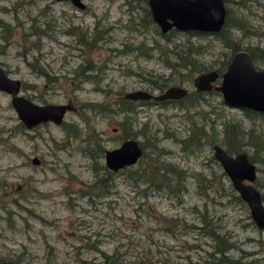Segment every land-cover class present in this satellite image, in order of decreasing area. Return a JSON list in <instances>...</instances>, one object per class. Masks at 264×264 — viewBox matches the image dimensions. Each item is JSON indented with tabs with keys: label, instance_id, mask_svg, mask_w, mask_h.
Masks as SVG:
<instances>
[{
	"label": "rangeland",
	"instance_id": "374dc122",
	"mask_svg": "<svg viewBox=\"0 0 264 264\" xmlns=\"http://www.w3.org/2000/svg\"><path fill=\"white\" fill-rule=\"evenodd\" d=\"M82 2L80 9L71 0H0V18L10 26L9 33L0 28V65L21 80L20 93L34 102L71 98L76 110L66 111L63 121L91 139L101 137L104 149L121 141L117 121H129L137 141L147 121L171 168L165 179L147 183L137 161L123 165L111 170L107 193L88 197L83 190L92 172L82 151H88L86 144L50 121L18 130L9 94L0 91V264H264V229L251 218L212 149L233 132L240 151L254 154L250 138L263 142L256 152L264 155L263 121L226 105L219 94L118 110L106 103L120 91L158 93L143 79L160 76L187 94L195 91L176 53L201 41L206 53L195 54L210 70L230 57L229 48L212 35L161 30L152 19L142 21L138 7H129L134 0ZM224 7L232 24L245 26L244 31L228 27L239 47L264 48V0H225ZM95 25L103 31L97 48L80 51L77 38ZM88 57L105 65L99 86L109 89V99L90 82L75 87L69 80ZM255 63L264 68V61ZM39 67L48 77L37 73ZM98 102L105 108L89 104ZM190 115L204 117L206 137L183 146L177 139L187 134ZM254 180L262 185L257 189L264 205V171H256Z\"/></svg>",
	"mask_w": 264,
	"mask_h": 264
},
{
	"label": "water",
	"instance_id": "95a60500",
	"mask_svg": "<svg viewBox=\"0 0 264 264\" xmlns=\"http://www.w3.org/2000/svg\"><path fill=\"white\" fill-rule=\"evenodd\" d=\"M76 6L83 3L71 0ZM150 18L161 30L174 27L179 30L218 31L225 22L226 12L222 0H146ZM214 69L201 71L192 77L196 90H218L222 101L231 107L250 108L264 112V69L256 68L250 53L240 49L230 56L219 74V83L212 82L217 77ZM21 80L8 75L0 65V91L9 94V102L15 114L26 128L40 123L61 124L66 111L75 110L71 98L64 103H37L20 93ZM187 93L179 85H168L158 93L145 89L124 92L121 97L129 100L178 99ZM213 155L233 188L246 201L249 213L258 227L264 229V205L260 193L254 186L255 165L245 152L229 153L222 145L213 144ZM142 150L135 138L127 137L112 148L103 151V162L108 169L116 170L123 165L136 162ZM33 162L36 159L33 158Z\"/></svg>",
	"mask_w": 264,
	"mask_h": 264
},
{
	"label": "trees",
	"instance_id": "16d2710c",
	"mask_svg": "<svg viewBox=\"0 0 264 264\" xmlns=\"http://www.w3.org/2000/svg\"><path fill=\"white\" fill-rule=\"evenodd\" d=\"M130 1V0H126ZM134 6H137L140 12V18L142 21L150 22V14L148 11V8L146 6L145 0H134V3H129V7L133 8ZM242 22L240 21L232 24L230 16L227 15L224 24L218 31L214 32H208V31H198V30H191L187 31L191 35H197L198 37H203L205 35H212L216 39L220 40L223 45L227 46L229 48L230 54L234 52L235 50L239 49L240 41L236 40L235 37L232 35L230 29L228 28L230 25L236 26L238 30L242 29L244 31L245 27L242 26ZM0 28L10 32V26L8 23L3 21L0 18ZM72 29V28H70ZM67 30L68 33H71L72 30ZM37 35H45V31L38 30L34 28ZM102 30L98 29L97 26H93V28L90 30L89 34L86 32H82L80 37L77 38L76 44L80 45V51H86V52H93L97 46L98 42L102 37ZM191 42V41H188ZM190 47H193L192 50H185L181 55L177 52L178 59L186 64V77L191 80L192 76L196 74L197 72L201 70H207L210 66H202V61L198 57H196L195 53H199L200 55L205 54L207 50V44L202 43L201 41H197V43H194L193 45H189L187 49ZM250 54L252 55V58L255 60H263L264 61V49H254V48H248ZM228 60V58H227ZM226 58L221 61H219V65L215 69L217 71H221L225 64L227 62ZM182 62V63H183ZM223 67V68H221ZM104 64H99L92 62V60L88 57L86 59H81V62H79L72 70H71V76H69V80L73 82V85L75 87H79L80 83L82 82H90L93 84V88L95 90H101L106 95V98L109 99L107 96V92L109 89L105 90L99 86L100 80L102 77H104ZM37 73L39 75H45L47 76V73L44 71V68L39 67L37 69ZM161 79H143V81L146 83V85L150 88H155L158 91L163 90L169 83V80L167 78L161 77ZM150 91V90H148ZM122 91L118 92V96L112 99H109L106 103L111 104L112 106L116 107L118 109H127L135 105V101L124 99L121 97ZM204 93L209 92H201V91H192L188 94L186 93L185 97L189 96V94H196L197 97L202 96ZM183 97V98H185ZM182 98V97H181ZM162 99V100H153V99H147V100H140L139 103H158V104H166L168 102L175 103L179 105L180 99ZM90 105H96L98 107L105 108V104L101 103H89ZM114 108V109H116ZM244 115L250 118L258 119L259 121H263L261 123H264V112H256L247 108H241ZM83 117V115H80ZM204 119V117H203ZM203 119L200 118V120L196 119L194 116L190 115L188 117V125H187V134L184 137L178 138L177 141L181 142V145H187L193 141H197L201 138L206 137V133L203 127ZM84 122H87L85 119H83ZM117 127L120 130L119 137L120 139H125L127 137L135 138L136 132L129 130V121H127L125 118H122L121 120L116 122ZM62 129L66 132V135L69 137H78L79 140L83 141L86 146L88 147V151L86 150V147H82L83 153L88 156L90 159V170L92 172V181L86 186V189L83 190L87 191L88 197L91 196H100L102 194L107 193L109 183L111 180V174L113 173L111 170H109L104 162H101L100 158L103 156V143L101 140V137H94L93 139L89 138L88 136L82 135V129L77 127L74 123L65 122L62 121L61 123ZM147 121H143L141 127L139 128V133L142 135V139L138 140V144L142 150L140 158L137 160V166L138 171L141 176V178L147 182V183H157L167 177L168 172L170 171L171 165L168 162H165L162 158V149L158 146V139L156 138L155 134L153 133L150 126H148ZM16 128L18 130H23V124L21 122H18L16 125ZM168 135H171L169 132ZM89 143H92V145H89ZM263 142L261 141H255V139H248L247 144L252 146L253 153L254 154H247L248 159L256 164V171L261 170L264 171V155L257 153L256 151L261 150ZM221 144L224 147L226 151L229 153H235L240 150H242V144L237 139L235 134L233 132H229L226 134L223 139L221 140ZM87 151V152H86ZM258 163V164H257ZM254 186L260 190V187L262 186L259 184L257 180H254ZM82 190H80L81 192ZM81 192V193H83ZM261 200L262 194L260 193ZM15 201V199H13ZM2 208V207H1Z\"/></svg>",
	"mask_w": 264,
	"mask_h": 264
},
{
	"label": "flooded vegetation",
	"instance_id": "af4514ba",
	"mask_svg": "<svg viewBox=\"0 0 264 264\" xmlns=\"http://www.w3.org/2000/svg\"><path fill=\"white\" fill-rule=\"evenodd\" d=\"M81 2H82V0H80ZM223 1V4H225V0H222ZM72 2V1H71ZM83 3V2H82ZM145 3H146V0H145ZM72 4H74L73 2H72ZM75 5V4H74ZM76 6V5H75ZM146 6H147V4H146ZM77 8H80V9H82V8H84L85 7V4L83 3V5H82V7L81 6H76ZM148 8V7H147ZM137 23V22H136ZM240 49H244V50H247L248 52H249V50H248V48H239V49H237V50H240ZM254 49H259L258 47H254ZM260 49H264V48H260ZM237 50H235V51H237ZM234 51V52H235ZM250 53V52H249ZM233 54V52L231 53V55ZM230 55V56H231ZM251 55V54H250ZM251 57H252V55H251ZM230 58V57H229ZM229 58H228V60H229ZM228 60H227V62H228ZM252 61H253V63H254V65H255V67L256 68H262L261 66H258L256 63H255V61H257V60H255L254 58H252ZM260 61L262 62L263 60H261L260 59ZM227 64V63H226ZM225 64V65H226ZM264 69V68H263ZM216 72H217V77H216V79L212 82V84L213 85H215V84H218L219 83V74H220V72L223 70H221V71H217L216 69H214ZM198 73V72H197ZM195 75V74H194ZM193 75V76H194ZM192 76V77H193ZM191 80H192V78H191ZM193 84V83H192ZM196 91H198V90H196ZM151 92V91H150ZM201 92H209V94H219L220 95V92L218 91V90H214V89H209V90H204V91H201ZM208 94V93H207ZM220 97H221V95H220ZM68 99V98H67ZM222 100V99H221ZM73 101V100H72ZM133 101H135L136 103H138L140 100H133ZM73 103H75V102H73ZM135 103V104H136ZM242 108V107H241ZM240 108V109H241ZM245 108V107H244ZM247 109H250V108H247ZM75 110H76V108H75ZM75 110H73V111H75ZM250 110H252V109H250ZM253 111H256V110H253ZM256 112H260V111H256ZM24 127V126H23ZM33 127H35V126H33ZM33 127H31V128H33ZM31 128H26V127H24L23 129H31ZM104 151V150H103ZM238 152H240V151H238ZM236 153V152H235ZM32 160V162H33V158L31 159ZM37 161V160H36ZM111 170V169H110Z\"/></svg>",
	"mask_w": 264,
	"mask_h": 264
}]
</instances>
